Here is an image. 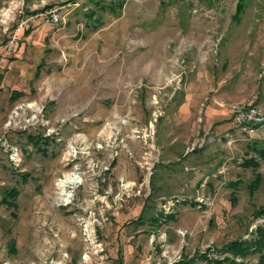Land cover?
<instances>
[{
	"label": "rangeland",
	"instance_id": "obj_1",
	"mask_svg": "<svg viewBox=\"0 0 264 264\" xmlns=\"http://www.w3.org/2000/svg\"><path fill=\"white\" fill-rule=\"evenodd\" d=\"M52 6L61 23L15 30ZM241 104L264 110V0H0V264H264L220 251L264 226Z\"/></svg>",
	"mask_w": 264,
	"mask_h": 264
},
{
	"label": "trees",
	"instance_id": "obj_2",
	"mask_svg": "<svg viewBox=\"0 0 264 264\" xmlns=\"http://www.w3.org/2000/svg\"><path fill=\"white\" fill-rule=\"evenodd\" d=\"M27 31V30H26ZM25 31V32H26ZM253 151L257 152L259 159L264 160V145L262 146H253ZM243 166L245 167H252L255 169L258 166V160L255 157L252 158H246L243 163ZM255 178L250 182L249 186L251 190H254L256 186L258 185L260 181V175H258L256 172L254 173ZM234 188L237 185V181L232 183ZM17 194L16 188H11L8 191L5 192V196L1 199V202H10V200H13ZM12 205L15 206V203L12 201ZM264 213V205L261 206L256 210V214H263ZM258 251L260 252V260L262 263H264V226H258L256 231L254 232V236L251 239L243 238V239H237L232 240L229 243L226 244L225 247L221 248V252H230L234 255H245L249 251ZM218 253V251H216ZM220 253V252H219ZM204 260V261H211L215 260L214 258H211L208 256V252H202L197 254L193 257H182L181 259L171 263V264H202L198 260ZM223 259H225V264H240L239 261H237L235 258H229L225 256ZM216 262H221L220 260H215ZM168 264V263H163Z\"/></svg>",
	"mask_w": 264,
	"mask_h": 264
},
{
	"label": "built area",
	"instance_id": "obj_3",
	"mask_svg": "<svg viewBox=\"0 0 264 264\" xmlns=\"http://www.w3.org/2000/svg\"><path fill=\"white\" fill-rule=\"evenodd\" d=\"M63 6L47 7L43 11L22 16L16 22V31L34 27H46L50 24L62 22ZM7 50H11L12 37L8 40ZM231 123L240 132L250 133L254 129L264 126V110L251 104L233 105L231 109Z\"/></svg>",
	"mask_w": 264,
	"mask_h": 264
},
{
	"label": "bare ground",
	"instance_id": "obj_4",
	"mask_svg": "<svg viewBox=\"0 0 264 264\" xmlns=\"http://www.w3.org/2000/svg\"><path fill=\"white\" fill-rule=\"evenodd\" d=\"M7 13H8V11L2 15L7 16ZM81 182H82V180L80 179V177L77 174H75L73 172L65 173L63 175V177L61 179L57 180V182L55 184L57 189H58L57 197H56L57 200H59L58 202H61V203L69 202L70 198L72 196V193L70 191H68L67 188L73 184H78ZM127 185L129 186L131 184H127Z\"/></svg>",
	"mask_w": 264,
	"mask_h": 264
},
{
	"label": "crops",
	"instance_id": "obj_5",
	"mask_svg": "<svg viewBox=\"0 0 264 264\" xmlns=\"http://www.w3.org/2000/svg\"><path fill=\"white\" fill-rule=\"evenodd\" d=\"M205 113L207 114L208 119L212 120L214 122V121H218L219 117H221V116L223 117V115H225V110L224 111L222 110L221 112H217V108L215 107V105L211 104L208 107H206ZM219 120H222V119H219ZM216 123L218 124V128H220V129L225 127V125H227L223 121H219V122H216ZM230 123H231V120H230L229 124ZM231 125H232V123H231ZM232 127H234V126L232 125ZM192 152H196V151L195 150L191 151L190 155H191V157H194L195 153H192Z\"/></svg>",
	"mask_w": 264,
	"mask_h": 264
}]
</instances>
